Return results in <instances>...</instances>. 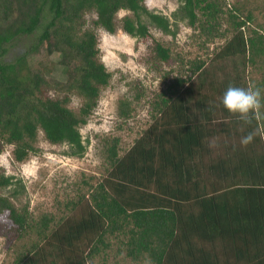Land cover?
<instances>
[{
	"label": "trees",
	"instance_id": "1",
	"mask_svg": "<svg viewBox=\"0 0 264 264\" xmlns=\"http://www.w3.org/2000/svg\"><path fill=\"white\" fill-rule=\"evenodd\" d=\"M179 2L176 20L186 21L207 40L224 38L213 60L241 57L244 66L257 57L264 60V33L259 27L247 30L252 11L239 9L248 0H239L224 19L219 0ZM123 9L129 13L118 19ZM89 11L95 18L85 27ZM152 26L175 33L170 18L147 8L144 0H0V153L6 144L13 145L14 159L24 160L35 150L41 130L50 143H67L69 155H83L87 145L80 126L94 112L111 76L101 60L98 29L114 33L120 28L151 38L147 61L154 68L171 65L172 49L153 37ZM36 30L37 44L31 49L42 46L47 58L58 53L65 81L48 77L28 53L2 59L7 43ZM204 64L195 59L178 71L157 95L153 121L122 155L119 138L108 140L106 174L73 200L70 214L34 219L27 207H17L2 193L21 180L13 181L0 167V211L10 222H0V233L6 230L15 244L34 235L20 242L12 264H88L96 256L107 264L112 240L120 244L116 252L124 250L135 264H264L263 144L252 130L225 129L230 119L243 121L220 103L229 86L248 87L251 80L244 86L237 80L219 82V98L196 93L189 83L193 75H205L202 83L206 76L212 77L208 83L215 77ZM261 84L264 78L256 86L261 89ZM51 89L61 95L52 96ZM72 94L82 98L77 111L68 106ZM133 109L131 100L118 101L123 119ZM248 134L253 139L244 145L241 140ZM213 138L222 139L225 155L203 161ZM229 140H234L231 145Z\"/></svg>",
	"mask_w": 264,
	"mask_h": 264
},
{
	"label": "rangeland",
	"instance_id": "2",
	"mask_svg": "<svg viewBox=\"0 0 264 264\" xmlns=\"http://www.w3.org/2000/svg\"><path fill=\"white\" fill-rule=\"evenodd\" d=\"M219 1L224 9L221 12L223 19L228 10L239 3V0ZM144 2L150 10L170 18L174 34H166L154 26L151 27V34L157 40L164 42L166 46L171 47L175 61L171 65L154 68L147 61L151 38H137L120 28L114 33L98 29L101 60L111 76L94 112L88 117L87 122L80 126L83 143L87 145L84 154L69 155L67 143H50L41 130L34 143L35 150L30 152L24 160L14 159L13 145L6 144L0 153V167L4 173L13 176V181L21 180L22 183V186L19 185L21 183H15L4 188L2 193L10 196L17 207H27L34 219L37 220L43 214L53 215L54 219L70 214L73 200L80 194L88 193L90 186L106 174L109 167L105 159L108 140L113 137L119 138L118 150L119 155H122L153 121L152 115L155 112L153 106L158 98L157 95L165 92L170 80L177 76L182 68L186 69L193 60H204L205 69L213 77L215 76L210 83L208 80L212 77L206 76V80L202 83L205 75L200 74L198 77L193 75L189 83L196 93L201 92L219 98L217 93L219 89H215V87L219 88V82L229 83L237 80L244 86L247 80H251L250 85L261 82L264 78L262 58L257 57L254 63H248L247 66L243 65L241 57H237L236 60H213L215 53L224 43V38L219 36L212 41L207 40L204 35L191 29L186 21L176 20L173 14L179 6V0H144ZM243 6L239 5V9L244 13L252 11L253 16L245 28L250 30L259 27L264 33V0H248ZM127 13H129L127 10H119L117 18ZM84 18L85 27H91L95 12H87ZM38 35L39 30H36L31 35H24L7 43L5 45L7 50L2 59L13 61L18 56L28 53L31 56L30 62L42 66L48 77L65 81L66 74L64 68L59 65L58 53L50 54L47 58L42 46L31 49L37 44ZM184 73L190 74L189 71ZM237 75L242 78L238 80ZM199 84L202 87L197 89ZM138 93L141 94L140 99L135 97ZM50 94L61 95L59 91L53 89L50 90ZM121 98L131 100L134 106L127 119H123L118 114V101ZM81 102L80 96L72 94L68 106L77 111ZM209 148L211 157L219 159L225 155L226 147H222L221 144L211 141ZM16 190L18 193L13 195L12 192ZM0 222L10 225L6 213L1 211ZM6 232L2 229L0 233V264H12L20 242L26 243L34 237L33 234L25 235L23 241L15 244L11 239L12 236L5 234ZM111 243H113V249L109 251L107 264L112 263L113 260H117L119 264H135L125 255L124 250L116 252V248L120 246L117 241L112 240ZM88 264H102V257L96 256Z\"/></svg>",
	"mask_w": 264,
	"mask_h": 264
},
{
	"label": "clouds",
	"instance_id": "3",
	"mask_svg": "<svg viewBox=\"0 0 264 264\" xmlns=\"http://www.w3.org/2000/svg\"><path fill=\"white\" fill-rule=\"evenodd\" d=\"M220 103L230 113L238 115L245 124H251L254 119H264V95L255 84L248 87L229 86ZM252 139V134H248L242 138L241 143L246 145Z\"/></svg>",
	"mask_w": 264,
	"mask_h": 264
},
{
	"label": "crops",
	"instance_id": "4",
	"mask_svg": "<svg viewBox=\"0 0 264 264\" xmlns=\"http://www.w3.org/2000/svg\"><path fill=\"white\" fill-rule=\"evenodd\" d=\"M248 82L249 81L247 80V84H248ZM258 83L259 82H257V83L255 82V85H257ZM261 85H260L261 92H262V95H264V85L263 84H261ZM262 111H264V109H262ZM235 121H237V120H235ZM235 121L230 119L229 128H225V129H228V130H231V131H236V130H239V131L246 130V131H248V130H252V132L254 133V136L257 137L256 138L257 141L259 142V140H260V141L264 142V135H263V133H264V119H256L255 121L253 120L251 122V124H245L244 122H243V124H240V123H237ZM225 129H224V131H225ZM211 141H213L216 144H222L223 143L222 139L218 140V139L213 138V139H210L208 141V145H207L208 147H209V143H211ZM233 141L234 140H229L228 144L231 145ZM237 141H239V140H237ZM210 152H211V150H209V152H207L206 154L204 153V156L202 158L203 161L218 160L217 158L211 157L210 156ZM231 152H232V150H231Z\"/></svg>",
	"mask_w": 264,
	"mask_h": 264
}]
</instances>
